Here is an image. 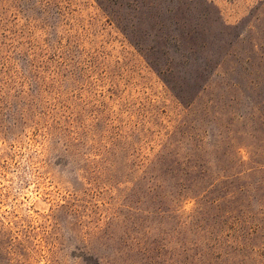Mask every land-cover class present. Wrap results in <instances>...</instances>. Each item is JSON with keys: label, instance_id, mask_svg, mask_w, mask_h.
I'll return each instance as SVG.
<instances>
[{"label": "rangeland", "instance_id": "374dc122", "mask_svg": "<svg viewBox=\"0 0 264 264\" xmlns=\"http://www.w3.org/2000/svg\"><path fill=\"white\" fill-rule=\"evenodd\" d=\"M0 264H264V0H0Z\"/></svg>", "mask_w": 264, "mask_h": 264}]
</instances>
